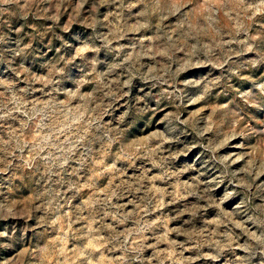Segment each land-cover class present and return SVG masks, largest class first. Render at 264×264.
Wrapping results in <instances>:
<instances>
[{
	"label": "rangeland",
	"instance_id": "1",
	"mask_svg": "<svg viewBox=\"0 0 264 264\" xmlns=\"http://www.w3.org/2000/svg\"><path fill=\"white\" fill-rule=\"evenodd\" d=\"M0 264H264V0H0Z\"/></svg>",
	"mask_w": 264,
	"mask_h": 264
}]
</instances>
